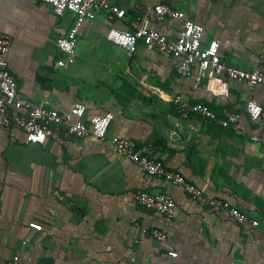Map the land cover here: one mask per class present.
Instances as JSON below:
<instances>
[{
	"label": "crops",
	"instance_id": "1",
	"mask_svg": "<svg viewBox=\"0 0 264 264\" xmlns=\"http://www.w3.org/2000/svg\"><path fill=\"white\" fill-rule=\"evenodd\" d=\"M125 10L121 20L103 14L80 28L72 64L57 40L74 17L56 16L38 0H0V35L10 41L7 68L26 99L60 112L85 105L82 118L113 114L106 139L92 136L59 144H27L14 128H0V260L17 254L30 264H264V145L249 138L263 127L245 112L264 108V86L224 80L207 86L205 73L178 74L179 60L139 44L128 56L106 38L111 28L133 30L146 8L165 4L203 28L202 47L219 42L226 65L250 71L264 58V0H108ZM151 29L175 40L182 22L149 17ZM180 95L207 105L223 128L197 116L181 119ZM113 136L134 141L145 154L258 221L236 223L226 211L194 201L180 186L146 175L117 154ZM165 194L175 203L171 224L134 202L137 192ZM35 223L36 231L28 227ZM159 228L166 240L147 232ZM175 252L177 257L168 254Z\"/></svg>",
	"mask_w": 264,
	"mask_h": 264
},
{
	"label": "built area",
	"instance_id": "2",
	"mask_svg": "<svg viewBox=\"0 0 264 264\" xmlns=\"http://www.w3.org/2000/svg\"><path fill=\"white\" fill-rule=\"evenodd\" d=\"M38 1L51 6L56 16L69 12L74 17L68 33L57 40L58 49L65 55V59L57 62L59 67L74 62L77 35L86 21L93 20L97 14H103L109 22L121 20L125 16L124 9L111 4L108 0ZM149 17L157 22L166 19L181 21L182 27L178 37L175 40H168L164 35L151 29ZM202 36L203 28L199 24L188 19L183 12L162 3L146 8L144 16L133 30L111 28L106 34L107 40L125 49L128 56L134 55L141 43L178 59L177 71L180 76L188 77L194 69L205 73L207 86L211 89L214 85L224 87L225 79L243 82L249 87L264 86V58L250 71L230 67L220 60L219 42L212 40L206 47H202ZM9 46V39L0 35V128L14 127L20 130L27 144H43L48 139L66 144L72 138L82 139L87 136L100 141L106 139L113 120L111 112L93 116L86 122L82 120L86 107L81 103L75 104L66 112H60L24 98L7 68L6 54ZM172 104L181 119L197 116L223 128L236 125L240 119L239 114L233 112L218 117L207 105L192 103L180 95L173 97ZM244 108L250 120L263 122L261 131L251 135L249 139L264 145V108L256 104L251 96L245 102ZM109 142L117 154L137 165L146 175L159 177L167 184L180 186L192 200L202 201L211 209L226 211L238 224L249 223L254 228L258 226V221L250 219L228 202L219 198L205 199L202 189L186 180L182 174L169 170L161 161L148 157L134 141L113 136ZM134 202L148 211L159 214L165 225L171 224L176 206L169 196L140 191L134 195ZM28 227L36 231L42 230L41 225L35 223L29 224ZM147 233L158 241L166 240V234L159 228H152ZM168 255L172 258L177 257L175 252H169ZM0 264H30V262L15 254L7 260H0Z\"/></svg>",
	"mask_w": 264,
	"mask_h": 264
}]
</instances>
